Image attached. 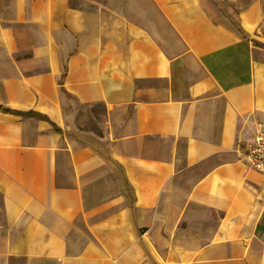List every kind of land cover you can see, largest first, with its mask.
Returning <instances> with one entry per match:
<instances>
[{
	"label": "crops",
	"instance_id": "0c3cea01",
	"mask_svg": "<svg viewBox=\"0 0 264 264\" xmlns=\"http://www.w3.org/2000/svg\"><path fill=\"white\" fill-rule=\"evenodd\" d=\"M0 107V264H264V0H0Z\"/></svg>",
	"mask_w": 264,
	"mask_h": 264
},
{
	"label": "built area",
	"instance_id": "2783aa9c",
	"mask_svg": "<svg viewBox=\"0 0 264 264\" xmlns=\"http://www.w3.org/2000/svg\"><path fill=\"white\" fill-rule=\"evenodd\" d=\"M246 163L264 175V134H258L253 143L246 149Z\"/></svg>",
	"mask_w": 264,
	"mask_h": 264
},
{
	"label": "rangeland",
	"instance_id": "374dc122",
	"mask_svg": "<svg viewBox=\"0 0 264 264\" xmlns=\"http://www.w3.org/2000/svg\"><path fill=\"white\" fill-rule=\"evenodd\" d=\"M96 109H97V108H90V111L92 110V111H94V112H95V111H96ZM98 110H99V109H98Z\"/></svg>",
	"mask_w": 264,
	"mask_h": 264
},
{
	"label": "trees",
	"instance_id": "16d2710c",
	"mask_svg": "<svg viewBox=\"0 0 264 264\" xmlns=\"http://www.w3.org/2000/svg\"><path fill=\"white\" fill-rule=\"evenodd\" d=\"M60 85H61V83H60ZM3 111H4V109L0 107V112H3Z\"/></svg>",
	"mask_w": 264,
	"mask_h": 264
}]
</instances>
